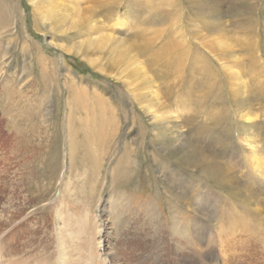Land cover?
I'll return each mask as SVG.
<instances>
[{
    "label": "rangeland",
    "instance_id": "rangeland-1",
    "mask_svg": "<svg viewBox=\"0 0 264 264\" xmlns=\"http://www.w3.org/2000/svg\"><path fill=\"white\" fill-rule=\"evenodd\" d=\"M137 1L0 0V207L27 198L9 211L13 222L7 212L0 216V257L148 264L152 253L167 250L172 264L171 252L203 238L221 258L220 233L244 228L245 218H252L247 229L262 237L257 255L264 264V213L256 217L253 208L260 199L264 204V187L258 182L259 195L253 191L250 198L218 172L240 182L234 184L256 183L244 138L260 135L256 144L264 159V122L249 124L240 114L250 107L264 114V61L263 67L251 65L249 57L241 62L249 82L243 85L212 51L220 43L245 57L247 42L258 40L264 53V0ZM197 15L204 19L192 21ZM181 34L186 50L200 56L182 74L166 68V55L156 56ZM93 40L96 45L86 48L89 62L75 47ZM136 47V61H125ZM137 62L155 81L146 84ZM236 83L246 91L235 95ZM153 91L161 93L163 106ZM100 109L107 120L99 137L74 131L81 129L78 114L88 119L85 112ZM92 126L85 130L92 133ZM232 162L233 173L224 165ZM201 203L213 206L214 217L198 211ZM188 247L184 252L193 258L180 264H203ZM237 248L244 253L242 244Z\"/></svg>",
    "mask_w": 264,
    "mask_h": 264
},
{
    "label": "bare ground",
    "instance_id": "bare-ground-1",
    "mask_svg": "<svg viewBox=\"0 0 264 264\" xmlns=\"http://www.w3.org/2000/svg\"><path fill=\"white\" fill-rule=\"evenodd\" d=\"M50 2V4L52 2H54V0H48ZM137 1V0H135ZM57 2V1H56ZM123 2V1H122ZM138 2V1H137ZM116 3V2H115ZM139 3V2H138ZM206 4V3H205ZM204 4V5H205ZM115 5V4H114ZM195 5V4H194ZM44 6V5H43ZM185 7V6H184ZM194 7V6H193ZM198 7V6H197ZM201 7V6H200ZM206 8V6H204ZM70 8V7H69ZM74 8V7H73ZM60 9L61 10H64L66 9V4L65 3H62L60 4ZM150 9V8H149ZM191 9V8H190ZM193 9V8H192ZM202 9V8H201ZM194 10V9H193ZM199 10V9H198ZM198 10H195L198 12ZM77 11V10H76ZM153 11V10H152ZM180 11V10H179ZM206 11V10H205ZM189 12V11H188ZM197 12L194 13L197 14ZM202 12V10H201ZM259 12V11H258ZM98 13V11H97ZM153 13V12H152ZM191 13V12H190ZM204 13V12H202ZM201 13V15H202ZM192 15V14H191ZM199 15V14H198ZM197 16H191L192 17V21H200L201 22V17L203 18V16H200L198 17ZM260 15V14H259ZM146 19V18H144ZM200 19V20H199ZM204 19V18H203ZM144 21V20H143ZM190 21V20H189ZM131 23V22H130ZM183 23V22H182ZM184 24V23H183ZM189 24V23H188ZM182 25V24H181ZM129 26V25H128ZM107 27V26H106ZM183 27V26H182ZM193 27V26H192ZM50 28V27H49ZM109 28V27H108ZM114 29V28H113ZM115 30V29H114ZM113 30V31H114ZM188 30H189V27H188ZM197 30V29H195ZM210 30V29H208ZM110 31V30H109ZM199 31V29H198ZM218 31V30H217ZM191 32V31H190ZM212 32V31H211ZM203 33V32H202ZM217 34V33H216ZM223 34V33H222ZM230 34V33H228ZM195 35V34H194ZM199 35V34H198ZM212 35V34H211ZM246 37V35H244ZM243 36V37H244ZM104 39H109L110 38H113L114 36H111L108 35V36H103ZM241 36H239L240 38ZM251 37H254V36H251ZM257 37V35H256ZM157 38V37H156ZM218 38V37H217ZM238 38V37H237ZM98 39V38H97ZM137 39V38H136ZM140 39V38H139ZM223 39V38H222ZM241 39V38H240ZM253 39V38H252ZM254 39H256L254 37ZM54 40V39H53ZM135 40V39H134ZM144 40V39H143ZM153 40V39H152ZM163 40V38H162ZM246 40V39H245ZM30 41V40H29ZM100 41V40H99ZM119 41V40H118ZM117 41V42H118ZM122 41V40H121ZM157 41V40H156ZM164 41V40H163ZM184 41L187 42V39H185V36L184 35H178V37L176 39H173V40H170L166 46H164L159 52H158V55H156L157 57L160 56L162 57L163 55H166L168 57V61H167V64H165L166 68L172 72H177V73H180L182 74L186 67H187V63L191 60L192 57L194 58H199L200 56L198 55H194L193 51H188L186 50V47L184 45ZM203 41V40H202ZM238 41V40H237ZM250 41V40H248ZM105 42V41H104ZM112 42V41H111ZM116 42V43H117ZM133 41H131L132 43ZM136 42V41H135ZM210 42V41H209ZM215 42V41H214ZM255 42V43H254ZM53 44H55V41H52ZM95 43L94 40L93 41H88L87 44L84 46H78V47H75V49H77L78 51H82L83 50V53L80 54L82 56H84L89 62L92 61L91 58H89V55H88V52L86 50V48L88 49V47L90 48L91 46H93ZM102 43V42H101ZM120 43V42H119ZM122 43V42H121ZM212 43V41H211ZM210 43V44H211ZM217 43V41H216ZM104 44V43H103ZM113 44V43H112ZM111 44V45H112ZM139 44V43H138ZM164 44V43H163ZM203 44V43H202ZM96 45V44H95ZM149 45V44H148ZM208 45V44H207ZM261 45V44H260ZM259 45L258 43V40L256 41H253L252 43H249L247 42V45L244 46L245 49L247 50V48L249 49V51L247 50V53H250V54H245L244 56L245 57H239L240 55L237 54L236 52V49L232 47V49L230 51L227 50V48H225L224 45H221L220 43L218 44V46L214 47L212 49L213 52H215L217 55L216 58H218V60H222V63L224 65L223 67V70L224 71H227V72H230L232 73L233 75H235V80H241L242 84L243 85H248L249 82L245 79V76L243 77V73H242V68L240 66H243V64L241 63L244 59H247L249 57V60H251L250 64L253 65L254 67H259V66H262L263 65V61H264V53L263 51L261 50V46ZM84 46V47H83ZM120 46V45H119ZM127 46V45H126ZM131 46V45H130ZM154 46V45H153ZM152 46V47H153ZM214 46V45H213ZM212 46V47H213ZM230 46V45H229ZM112 47V46H111ZM138 47V46H137ZM136 48H133L134 49V52L136 51L135 49ZM144 47V46H143ZM192 47V46H191ZM198 47V46H197ZM208 47V46H207ZM235 47V46H234ZM129 48V47H128ZM141 48V47H140ZM138 48L137 50H145L148 48L145 47V48ZM7 49V48H6ZM93 49V48H92ZM110 49V48H109ZM117 49V48H116ZM124 49V48H123ZM131 49V48H130ZM150 49V48H149ZM160 49V48H159ZM198 49V48H197ZM200 49V48H199ZM210 49V48H209ZM108 50V49H107ZM126 50V49H125ZM68 51V50H67ZM77 51V52H78ZM110 51V50H109ZM132 51V50H131ZM138 51L135 52V55L133 53V55H129V54H126L125 57L122 55V58L124 57L125 61H129L131 64L133 62H135L136 60V57L138 56ZM151 51V50H149ZM199 51V50H198ZM252 51V52H251ZM94 52V51H93ZM79 53V52H78ZM92 53V52H91ZM127 53H131V52H127ZM149 53V52H148ZM196 53V51H195ZM214 53V54H215ZM212 54V53H211ZM210 54V55H211ZM200 55V53H199ZM115 56V55H113ZM121 56V55H120ZM134 57V59H133ZM41 58V57H40ZM114 58V57H113ZM117 58V57H116ZM121 58V57H120ZM121 58V59H122ZM159 58V57H158ZM204 58V57H202ZM205 58H208V57H205ZM164 59V57H163ZM116 60V59H115ZM138 60V59H137ZM224 60V61H223ZM113 61V59H112ZM117 61H119L117 59ZM124 61V60H123ZM229 62H231L229 64ZM136 64V63H135ZM205 64V67L204 68V75H207V71L210 70V68L207 66V63H203ZM122 66V65H121ZM131 66V65H130ZM135 66V65H134ZM137 66L139 67L140 74H142V76L144 77L143 79H145L146 81V84L149 85L151 84L153 81H155L154 79H151V75L147 74L149 71L147 70V66L144 65L143 62H137ZM133 67V65H132ZM263 67V66H262ZM129 69V68H128ZM132 69V68H131ZM132 71V70H131ZM134 71V70H133ZM163 71V70H162ZM169 71V72H170ZM168 72V71H167ZM135 73V72H134ZM264 74V67H263V72ZM138 74V73H137ZM166 74V73H165ZM164 75V74H163ZM176 75V74H175ZM151 76V77H150ZM155 76V75H154ZM135 78V77H134ZM170 78V77H169ZM172 78V77H171ZM208 81H206V83H209L210 82V76L208 77ZM232 79V78H231ZM260 79V78H259ZM46 80V78H45ZM132 80V79H131ZM38 81V80H37ZM47 81V80H46ZM232 81V80H231ZM165 82V81H164ZM234 82V81H233ZM68 83V82H67ZM258 83V82H257ZM263 83V82H262ZM10 84V83H9ZM141 84V83H140ZM144 84V83H143ZM145 84V86H147ZM42 85V84H41ZM163 85V84H162ZM260 85V84H259ZM144 86V85H143ZM152 86V85H150ZM9 87V86H8ZM21 87V86H20ZM175 87V86H174ZM141 88V87H140ZM148 89V87H147ZM151 89V88H150ZM8 90V88L6 89ZM81 90V89H80ZM153 90V89H151ZM235 93V95H237V91H242L246 89H242L241 86L236 83V88L233 89ZM264 90V89H263ZM75 91V90H74ZM77 91V90H76ZM83 91V90H82ZM150 91V90H149ZM6 92V91H5ZM147 92V91H146ZM18 93V92H17ZM37 93V92H36ZM143 93V92H142ZM247 93V92H246ZM11 94V93H10ZM244 94V93H243ZM49 95V94H48ZM93 95V94H92ZM144 95V94H143ZM152 95L155 97V99L157 100L156 103L159 104L160 106H163V101H162V96H161V93L158 91H153L152 92ZM8 96V95H7ZM99 96V95H98ZM244 96V95H243ZM79 97V96H78ZM83 97V96H82ZM153 97V98H154ZM74 98V97H73ZM81 98V97H80ZM85 98V96H84ZM104 99V98H102ZM101 99V100H102ZM150 99V98H149ZM83 100V98H82ZM47 101V100H46ZM86 101V100H85ZM166 102V101H165ZM150 103V102H149ZM152 103V102H151ZM154 103V102H153ZM81 104V103H80ZM83 102H82V107H83ZM93 104V103H92ZM96 104V103H95ZM99 104V103H98ZM110 104V103H109ZM155 104V103H154ZM77 105V104H76ZM85 105V104H84ZM167 105V104H166ZM95 106V105H94ZM111 106V105H110ZM156 106V104H155ZM160 106H157L159 109L162 108ZM86 107V106H85ZM77 108H79L77 106ZM108 108V107H107ZM259 109V108H258ZM74 110V109H73ZM154 110V109H153ZM3 111V110H2ZM87 111V110H86ZM257 111V110H256ZM83 112V111H82ZM85 112V111H84ZM114 112V111H113ZM80 113V112H79ZM86 113V114H85ZM84 114L87 116L88 119H84V117L82 118V116L80 114L77 115V119L75 120H80L79 123H81V126L79 128H81L80 130H75V132H79L83 138H88L89 135H92L93 139H96L97 137H99L101 135V130L99 129V127L103 124V119L104 120H107V115L105 114L104 115V111L102 109H100L98 112H93V114L91 115V113H88V112H85ZM35 115V114H34ZM33 115V116H34ZM164 115V114H163ZM32 116V115H31ZM72 116V115H71ZM29 117V116H27ZM152 117L154 119H157L159 118V112L158 110H155L152 114ZM240 117L243 118L246 123H256L258 122L261 118L264 122V114L261 116V114L259 112H255V109L254 107H250L249 110L247 111H244V112H241L240 114ZM118 118V117H117ZM29 120V119H28ZM34 120V119H33ZM161 120V119H160ZM163 120V119H162ZM47 121V120H46ZM93 121V122H92ZM32 122V120H31ZM45 122V121H44ZM77 122V121H76ZM92 122V124H91ZM165 122V121H164ZM78 123V122H77ZM101 123V124H100ZM166 124V123H165ZM90 125H93L91 128L93 129L92 130V133L90 132L89 129H87V131L85 130L86 126L90 127ZM247 125V124H246ZM27 125H25L26 127ZM33 126V125H32ZM168 126V125H167ZM252 126V125H250ZM38 127V126H37ZM87 127V128H88ZM34 128V127H33ZM30 129V128H28ZM30 133V132H29ZM28 133V134H29ZM91 133V134H90ZM97 137H94L96 136ZM14 137V136H13ZM68 138H70L68 136ZM111 138V137H110ZM259 138H260V135L257 133V132H252V133H249L245 136L244 140L248 143L247 145H249V148H248V151L245 155V160L248 162L250 168H251V171H252V174L254 173L255 175V178H256V183H253L252 184H234L235 182L236 183H240L238 180H235L234 182H232L233 178H230V176L227 174H223L221 173L220 171H218L221 175H222V180L226 181L227 183L229 184H226L227 186L229 187H234V186H238V191H241L242 189H245V192L247 191L246 195L250 198H251V192H256L258 195V191H255V186L256 184L261 183V187H264V159H263V155H262V152L260 151L258 145L256 144V142L259 141ZM28 139V138H27ZM183 139V138H182ZM29 140V139H28ZM73 140V138L71 139ZM180 140V139H179ZM19 141V140H18ZM25 141V140H24ZM73 143V142H72ZM12 144V143H11ZM182 144V143H180ZM187 144V143H186ZM16 145V144H15ZM93 145V143H92ZM263 145V144H262ZM261 145V146H262ZM89 147V146H88ZM194 147V146H193ZM200 147V146H199ZM18 147H14V149H17ZM90 148V147H89ZM195 148V147H194ZM12 149V148H11ZM25 150V149H24ZM90 150V149H89ZM197 150V149H196ZM11 151V150H10ZM101 151V150H100ZM195 151V150H194ZM199 151V150H198ZM204 152V150H203ZM264 152V151H263ZM196 153V151H195ZM201 153V152H200ZM206 153V151H205ZM209 154V153H208ZM213 154V153H212ZM199 155V154H198ZM201 155V154H200ZM100 156V155H99ZM102 156V155H101ZM100 156V157H101ZM203 156V155H202ZM213 158V157H212ZM98 159V158H97ZM101 160V159H100ZM209 160V158H207L206 162ZM215 160V159H214ZM221 161V160H220ZM121 163V162H120ZM215 163V162H214ZM192 164V163H191ZM234 164L236 165H239L240 164V161H235ZM224 165L226 166V168H228L227 170L231 173L234 172V166H233V162L231 164H226L224 163ZM101 166V165H100ZM248 166V167H249ZM100 168V167H99ZM86 169V168H85ZM85 172V171H84ZM86 175V174H85ZM212 175V174H211ZM210 175V176H211ZM225 175V176H224ZM87 176V175H86ZM86 179V178H85ZM14 186H17L14 184ZM11 188V187H10ZM20 188V186H19ZM27 188V186H26ZM264 190V189H263ZM13 192V191H12ZM22 193V192H21ZM28 193V192H26ZM233 193V192H232ZM11 195V194H10ZM9 195V197H10ZM13 195V194H12ZM17 196V195H16ZM243 196V195H242ZM245 196V195H244ZM4 197V196H3ZM28 197V196H27ZM246 199V198H245ZM244 199V200H245ZM248 199V198H247ZM255 199V198H254ZM258 199V198H257ZM260 199V198H259ZM4 200V199H3ZM27 198L23 197L21 198L20 196H17V197H14L10 200V203L8 204L7 208L6 205H3L0 207V216H4L5 212L8 213V222L11 221L13 222L14 220V215L13 216H9L10 213H13V212H9V211H12V208L15 206V207H23L24 204H26ZM247 201V200H246ZM249 201V200H248ZM254 201V200H253ZM260 201H262L260 199ZM259 201V202H260ZM5 202V201H4ZM245 202V201H244ZM259 202L257 203H254L253 205V208H254V211H256V217H258L260 214L264 213V204H260ZM3 203V202H2ZM1 203V204H2ZM200 203V202H198ZM216 203V202H215ZM253 202H250V205L252 204ZM263 203V202H262ZM29 204V203H28ZM197 204V203H196ZM248 204V202L246 203ZM245 204V205H246ZM201 207H199V212L202 210L204 211L203 214H208L206 217H214L213 214L216 213V210L213 208V206H210L209 204L205 203V204H202L200 205ZM218 207V206H217ZM251 207V206H250ZM192 208V207H191ZM217 209V208H216ZM218 210V209H217ZM34 214V213H33ZM264 216V215H263ZM255 217V216H253ZM25 219V218H24ZM244 218H242L243 220ZM247 218H245V222L250 223L252 218L250 220H246ZM255 220V219H253ZM261 221H262V225H264V220H262V217H261ZM10 222V223H11ZM244 222V223H245ZM253 222V221H252ZM257 225H258V222H259V219L257 218ZM25 223V221H24ZM235 223V222H234ZM238 223V222H237ZM241 223V222H240ZM238 223V224H240ZM245 225L243 224H240L242 226H244V228H239V229H236L232 226V231L231 230H228V232H230L229 234H224V233H220V240H219V247H220V254H221V258L218 257V250L215 248L214 249V245L211 246L210 244H207V246H204L206 244H204V241H203V238H200L198 242H194L192 243L193 246L191 244H185L183 247L181 248H177L175 249V251L171 252L170 253V257L172 258V264H180V261L183 259V258H193L189 255H187L186 252H184L186 249L185 247L188 245L189 249H193L192 252L194 251V253L196 255H199L200 257H203V264H216L219 259H222L223 260V263L222 264H262V262L259 260L260 257H258L257 254H259V247H260V243L262 242V237L261 235L257 234L256 236H253L254 234H251V230L250 229H247V226L248 225ZM3 225V224H2ZM9 225V224H8ZM234 225V224H233ZM254 225V224H253ZM256 225V226H257ZM220 226V225H219ZM222 227V226H220ZM30 228V227H29ZM257 228V227H256ZM235 229V230H234ZM259 229H260V226H259ZM260 231V230H258ZM36 232V231H35ZM203 237V235H202ZM208 237V236H207ZM34 239V238H33ZM205 239V238H204ZM206 240V239H205ZM239 243V244H238ZM241 244L243 245V248H244V253H238V248L237 246L240 245L241 247ZM262 244V243H261ZM194 245H196L197 247H194ZM8 247V246H7ZM262 247V246H261ZM11 248V247H10ZM237 249V250H236ZM166 252L167 250L165 251H159V253L156 255V253H152L154 254L150 259L149 261L152 262V264H166V262H168L167 264H170L169 263V259H166ZM218 253V254H217ZM156 255V256H155ZM156 257V258H153V257ZM10 257V256H8ZM12 257V256H11ZM39 257V256H37ZM153 258V259H152ZM150 262V263H151ZM148 263V264H150ZM0 264H43L39 259H26L24 257H18V256H15V257H12V258H1L0 257Z\"/></svg>",
    "mask_w": 264,
    "mask_h": 264
}]
</instances>
